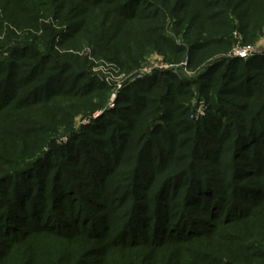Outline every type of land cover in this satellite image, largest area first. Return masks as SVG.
<instances>
[{
    "label": "trees",
    "instance_id": "trees-1",
    "mask_svg": "<svg viewBox=\"0 0 264 264\" xmlns=\"http://www.w3.org/2000/svg\"><path fill=\"white\" fill-rule=\"evenodd\" d=\"M0 4L11 26L30 31L22 37L10 32L13 42L0 60V263L18 252L15 264H37L36 250L23 242L48 233L95 245L85 257L82 247H69L45 264H80L111 248L140 245L172 249L165 264H240L191 246L219 223L252 217L264 203V56L220 59L192 79L155 70L126 85L116 107L95 123L68 131L66 141L48 140L106 92L89 70L73 67L77 56L57 48L85 42L94 55L129 69L155 48L173 61L187 53L193 67L232 28L247 33L264 0ZM49 18L64 27L45 24ZM166 24L184 45L165 33ZM192 87L207 103L198 120L189 117ZM37 105L44 107L38 119L27 111ZM13 140L24 144L10 153L17 148ZM248 224L264 229V223ZM262 253L249 260L263 264Z\"/></svg>",
    "mask_w": 264,
    "mask_h": 264
},
{
    "label": "rangeland",
    "instance_id": "rangeland-1",
    "mask_svg": "<svg viewBox=\"0 0 264 264\" xmlns=\"http://www.w3.org/2000/svg\"><path fill=\"white\" fill-rule=\"evenodd\" d=\"M262 7L264 9V6ZM3 8L4 5L0 4V45L6 43V47L2 48L0 46V60L8 56V50H6L7 46L11 45L13 42L12 41L10 44L8 42L11 37L9 36L10 32H18L17 36L19 37H22V35H26V33L30 32L29 29L26 28H23L22 30L20 29L18 31L14 26H11L10 22L7 19V15L3 11ZM263 14L264 12L261 11L260 13L254 15V19L251 24L252 27L248 30L247 33H241L237 27L232 28L231 36H226L224 43H220L219 45L210 47L211 49L209 51L212 52L209 57H207L206 59H204L205 57L201 58L200 62L193 65V67H191V65L189 64L187 53H184L178 61H173L170 56L168 58V56L160 53L155 48L149 49L147 53L143 55L142 60L140 61V65L132 69H129L128 67L121 68L113 62L94 55L91 46L85 42H80L81 44L78 45L79 47L77 48H74L75 46H72L74 41L68 42L67 47L57 48L58 50L60 49L59 53L69 52L73 53L74 56H77L78 63L76 62V64L72 66L74 68L80 67L82 69L89 70L92 76L97 78L101 83L105 84L106 92L100 95H94L89 101L95 103L96 106L89 110L86 109V111L78 110V112H76V114L72 118L71 126L69 127L66 124L60 125L57 130L53 132L52 137L49 138L48 142L51 143L52 141H66L67 137L65 136L70 132V130L79 131L81 128H83V126L95 123L104 115L106 111L112 110L116 107L118 95L126 85L130 84L138 78L151 74L155 70L159 71L170 69L171 71H173V73L181 75V77L192 79L196 77L197 73L203 67L220 59H239L241 61H246L247 59L256 55L264 56ZM41 21L42 18L40 19V23ZM43 22L47 25H53L58 30L64 27V24L60 26L55 22L53 23L52 18L45 19L43 20ZM234 24L238 25V19L235 18ZM165 27V33L169 35V37L175 42V44L179 46L184 45L182 35L175 34L173 32L172 24H166ZM40 33L41 30L37 31V35ZM242 48L249 50L247 52L248 55L238 56L235 54L237 50ZM206 54H209V52ZM83 60L85 62H83ZM84 63L86 64V66L82 65ZM113 96H116L114 102L111 101ZM101 102L102 104L99 105ZM82 103L83 102H80V105H82ZM188 106L190 108L189 117L194 120H198L199 118L205 116L207 112V103L204 98L199 97L198 91L195 87H192ZM198 109H200L201 113L197 112ZM11 110L12 109H9L7 112L9 118H11L9 114ZM27 111L33 112L35 115H32V117L36 116V119H38L41 118L40 116H42V113L44 112V107L41 105H37ZM17 116L24 117L22 115V110H17ZM23 144L24 143L21 141L13 140L12 145L17 146V148L13 147L12 149H10V153H15L16 151L20 150V146ZM46 145L47 144L42 147V150L46 149ZM228 159H230V157H228ZM263 210L264 203L254 209V213L250 218H244L239 222L235 220L226 221L224 223L222 222L223 224L219 223L216 226L215 232H212L211 235L198 238L194 242V244L199 247H195L194 244L191 246L190 244L185 242L184 244L187 246H191L192 248H197L203 253H213L217 254L218 256H223V259L225 260L230 259L232 261H238L240 264H253L254 262L249 260V256H251V254L258 249H262V252H264V229L256 230L253 227L249 226L248 223H264ZM231 236L234 239H231ZM23 244H30L32 248L36 250V259L34 260L37 264H45L46 257H50L53 253L63 251L65 249L69 250V247H71L70 249L75 246L76 248L77 246L82 247V256H84V254L91 250V248H93V246L95 245L94 242L92 244L91 242H88L85 239L83 240L82 238L75 237L72 240L65 241V238L63 237L48 233L29 236V238L25 240ZM22 250L25 251V247H23ZM169 250L170 249L168 248L155 249L143 245L126 251H124L123 249L119 250L116 248H111L107 250L108 252L102 255V257L101 255L96 256V258H99L98 260L94 261L87 257L83 261H81L80 264H133L136 256L140 257V262H138V264H165L166 259L172 253V249L171 251ZM29 256L32 257L31 254ZM262 256H264L263 253ZM18 257V252H11V255L6 256V258L0 264H15V262L19 261ZM20 257H22V255ZM245 259L246 261L244 262L243 260ZM28 264H32V260H30Z\"/></svg>",
    "mask_w": 264,
    "mask_h": 264
},
{
    "label": "built area",
    "instance_id": "built-area-1",
    "mask_svg": "<svg viewBox=\"0 0 264 264\" xmlns=\"http://www.w3.org/2000/svg\"><path fill=\"white\" fill-rule=\"evenodd\" d=\"M248 51H249V50H247V49H245V48H242V49L237 50V51L235 52V54L238 55V56H246V55H248V54H247ZM249 53H250V52H249ZM118 87H120V86H118ZM115 99H116V96H113V98L111 99V101L114 102ZM197 112L201 113L200 109H198Z\"/></svg>",
    "mask_w": 264,
    "mask_h": 264
}]
</instances>
